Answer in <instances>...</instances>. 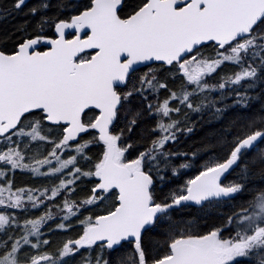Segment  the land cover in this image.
Masks as SVG:
<instances>
[{
  "label": "snow or ice",
  "instance_id": "snow-or-ice-1",
  "mask_svg": "<svg viewBox=\"0 0 264 264\" xmlns=\"http://www.w3.org/2000/svg\"><path fill=\"white\" fill-rule=\"evenodd\" d=\"M0 264H264V0H0Z\"/></svg>",
  "mask_w": 264,
  "mask_h": 264
},
{
  "label": "trees",
  "instance_id": "trees-1",
  "mask_svg": "<svg viewBox=\"0 0 264 264\" xmlns=\"http://www.w3.org/2000/svg\"><path fill=\"white\" fill-rule=\"evenodd\" d=\"M196 139H198V137H195L192 142L194 143Z\"/></svg>",
  "mask_w": 264,
  "mask_h": 264
}]
</instances>
